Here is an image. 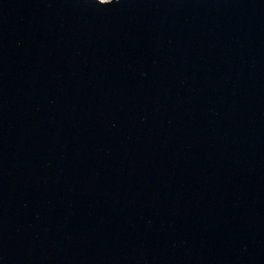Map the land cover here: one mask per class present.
Wrapping results in <instances>:
<instances>
[{
	"label": "water",
	"instance_id": "obj_1",
	"mask_svg": "<svg viewBox=\"0 0 264 264\" xmlns=\"http://www.w3.org/2000/svg\"><path fill=\"white\" fill-rule=\"evenodd\" d=\"M0 264H264V0H0Z\"/></svg>",
	"mask_w": 264,
	"mask_h": 264
},
{
	"label": "snow or ice",
	"instance_id": "obj_2",
	"mask_svg": "<svg viewBox=\"0 0 264 264\" xmlns=\"http://www.w3.org/2000/svg\"><path fill=\"white\" fill-rule=\"evenodd\" d=\"M103 2L107 3V2H108V0H103Z\"/></svg>",
	"mask_w": 264,
	"mask_h": 264
}]
</instances>
